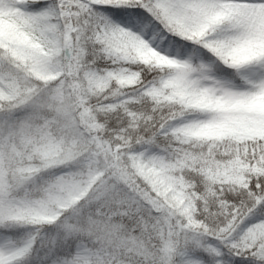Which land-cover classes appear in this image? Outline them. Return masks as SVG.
I'll use <instances>...</instances> for the list:
<instances>
[{
    "label": "snow or ice",
    "instance_id": "1",
    "mask_svg": "<svg viewBox=\"0 0 264 264\" xmlns=\"http://www.w3.org/2000/svg\"><path fill=\"white\" fill-rule=\"evenodd\" d=\"M0 264H264V0H0Z\"/></svg>",
    "mask_w": 264,
    "mask_h": 264
}]
</instances>
